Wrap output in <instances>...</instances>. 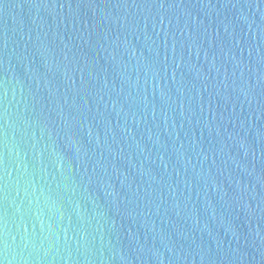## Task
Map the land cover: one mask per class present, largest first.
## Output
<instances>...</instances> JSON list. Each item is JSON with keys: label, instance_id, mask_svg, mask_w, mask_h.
Wrapping results in <instances>:
<instances>
[{"label": "water", "instance_id": "water-1", "mask_svg": "<svg viewBox=\"0 0 264 264\" xmlns=\"http://www.w3.org/2000/svg\"><path fill=\"white\" fill-rule=\"evenodd\" d=\"M0 264H264V0H0Z\"/></svg>", "mask_w": 264, "mask_h": 264}]
</instances>
